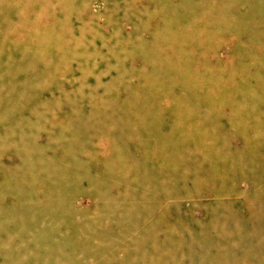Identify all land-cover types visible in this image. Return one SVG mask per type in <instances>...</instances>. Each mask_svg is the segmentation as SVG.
Instances as JSON below:
<instances>
[{
	"label": "rangeland",
	"instance_id": "obj_1",
	"mask_svg": "<svg viewBox=\"0 0 264 264\" xmlns=\"http://www.w3.org/2000/svg\"><path fill=\"white\" fill-rule=\"evenodd\" d=\"M0 264H264V0H0Z\"/></svg>",
	"mask_w": 264,
	"mask_h": 264
}]
</instances>
